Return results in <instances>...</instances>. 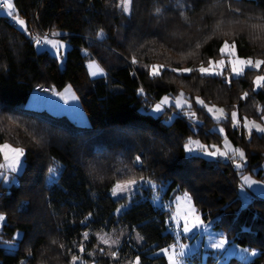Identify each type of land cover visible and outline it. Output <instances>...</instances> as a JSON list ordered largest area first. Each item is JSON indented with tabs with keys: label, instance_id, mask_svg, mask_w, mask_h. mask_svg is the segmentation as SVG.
<instances>
[{
	"label": "trees",
	"instance_id": "obj_1",
	"mask_svg": "<svg viewBox=\"0 0 264 264\" xmlns=\"http://www.w3.org/2000/svg\"><path fill=\"white\" fill-rule=\"evenodd\" d=\"M121 2L13 0L27 33L0 15V144L25 150L17 183L0 185L6 217L0 243L21 232L12 253L0 246V264H131L137 257L140 264H166L152 254L172 240L167 212L138 194L111 197L115 184L141 177L165 184L167 194L186 192L205 222L257 251L249 262L227 264H264V198L240 196L241 170L232 161L186 155L184 147L192 139L221 148L223 137L214 129L221 127L245 151L243 174L264 180V133L249 137L243 127V118L264 127V87L253 91L258 72L245 70L229 85L220 76L170 71L221 58L224 40L237 42L241 58L264 60V0H133L128 14ZM230 3L243 15H231ZM31 34L69 44L62 71L47 52L35 50ZM86 57L102 67L103 77H88ZM152 64L169 70L151 77ZM224 75L231 76L229 69ZM68 84L80 97L86 126L21 106L37 86L59 91ZM181 92L195 116L173 107L149 113L162 97ZM196 97L223 109L224 119L214 121ZM233 111L240 127H233ZM105 237L112 242L104 244Z\"/></svg>",
	"mask_w": 264,
	"mask_h": 264
},
{
	"label": "rangeland",
	"instance_id": "obj_2",
	"mask_svg": "<svg viewBox=\"0 0 264 264\" xmlns=\"http://www.w3.org/2000/svg\"><path fill=\"white\" fill-rule=\"evenodd\" d=\"M122 3H123V0L121 4ZM0 14L7 15L5 10H0ZM20 20L21 19H19L15 15V23H16L17 28L20 31L27 33L25 24L24 25L19 24ZM31 37L34 40L35 50L37 52H42V51L47 52L49 56L55 59L58 69L62 71L64 68V64H65L66 52L70 48L69 44L64 40L47 37L48 39L55 41L57 44H63L64 48L60 50L48 44H42L38 46L35 43V39L39 36H37L36 34H31ZM39 38L43 40L45 36H41ZM82 54L86 55L87 53L86 51H82ZM258 59L262 60L260 58H256L252 60L255 61ZM89 64H95L101 71L98 72L95 76H93L91 74L93 70L89 69L88 67ZM85 67H86L88 77L90 79L101 78L105 75V72L102 69V67L96 61L91 60L87 57L85 59ZM245 70H253L255 72H258L253 77L252 81L255 80L256 76L264 75V65H262L260 69L246 68ZM217 71H220V70L217 69ZM229 71H230V67H229ZM230 75H232L231 71H230ZM253 86L255 88L254 84ZM66 88H70L71 93H66L65 92ZM71 95H74L76 99L73 100L69 98ZM166 96L169 97V103L166 105H163L162 110L160 112L158 113L155 112L154 111L155 105L160 103V101L165 96L162 97L149 110V113L151 115L158 116L166 109L173 107V102L175 101L176 97L170 96V95H166ZM21 106L25 108H29V109L45 110L53 115H63L68 121H71L77 125L86 126L89 124L86 114L82 108L80 97L69 84L59 91L53 90L49 92L40 91L37 87H35V89L31 92L27 101L24 102ZM207 107H210L213 109L212 112H208L207 108L204 107L207 113L212 117L214 121H220L224 119L225 117L224 113L221 114L220 112L216 111V109H220V108L216 106H210V105H207ZM188 108H189V103L187 102V99L185 98L183 107L181 109L174 108V110H175V113H179L180 111H183V114H185L188 117H191V113L188 112ZM217 116H221L222 118L218 120L215 118ZM248 122H249L248 128H245L248 132L249 130L256 131V129L252 126L253 123L262 127L261 124H258L256 122L249 121V120ZM214 129L217 132H219L223 137L222 147L219 149L221 151H228L231 153L232 149H234L235 147H233L232 144L227 140V138L224 135V132L221 133L219 131L221 127H216ZM189 141H192V143L189 144ZM189 141L187 142V144H189V147L193 149L194 151L189 153L185 149L186 155H199V156H203L208 159H214V160L221 159V160H226V161H232L231 159H225L219 156H217L216 158H212L207 155H204L203 149H200L198 147L196 140L190 139ZM4 143H7V142H4ZM199 144L201 143L199 142ZM10 145L14 148H19L12 144ZM215 148H218V147H215ZM215 148H210V150H215ZM0 158H1L0 164L5 163V161L3 160L2 153H0ZM23 166H24V161L22 159V165L18 167V170L15 173L7 169H0V185L4 187H9L12 183L16 184L17 177L22 172ZM262 169L264 170V164L262 166ZM5 174L8 177L7 180L4 179ZM244 176H247L250 181H254L255 183H252L251 186L244 184L243 183ZM240 181H241V187L239 189L240 196L243 195L244 191H247L256 197L264 198V180L257 179L253 174L245 173L241 175ZM125 183H120V184H125ZM153 185H155L154 188L151 187L147 183H141L134 189L128 192L122 193L118 197L113 196L112 191H111V197L116 200L123 195L138 194L142 198H147L154 208L167 212L168 219H167V226H166L165 233L170 234L172 237V240L165 247L169 248L167 255L170 256L173 253L177 254L175 257V259L177 260V264H227L228 261L231 260L232 258L237 259L240 262H249L257 255L256 250H251V249L239 247L238 245H236L233 239L227 236L225 228H215L213 226L212 221L205 222L202 219L201 212L195 207L190 196L188 194H187V197L185 196L186 192L175 190L172 193L167 194L165 184H153ZM196 216L200 218V221L202 222V226L199 228H192V231L190 233L184 234L182 232V227L184 225L185 217H187L190 221H192L193 218ZM171 217H176V219L172 220ZM3 222L4 221H0V231H1V225ZM189 227H191V223L189 224ZM20 237H21V232H16L13 235L12 240L3 241L0 243V246H2L5 249V251H7L8 253H12L15 250L17 246V241L18 239H20ZM221 239L225 241V244L222 248L217 249V248L212 247V244L214 242H218ZM101 240L104 244H110L112 242V239H110V237L101 238ZM180 245L185 246L182 256L179 255ZM253 252H255L256 254L253 255L252 254ZM152 255L164 257L166 264H168L167 256L161 253L160 249L156 250ZM131 264H133V262Z\"/></svg>",
	"mask_w": 264,
	"mask_h": 264
},
{
	"label": "snow or ice",
	"instance_id": "obj_3",
	"mask_svg": "<svg viewBox=\"0 0 264 264\" xmlns=\"http://www.w3.org/2000/svg\"><path fill=\"white\" fill-rule=\"evenodd\" d=\"M233 3H238L239 0H232ZM133 3V0H123V3L121 5H119V7L121 8V10L124 13H130L131 11V5ZM187 7H194V5H189L185 2V8ZM229 8L231 10V15L235 16H242L243 12L239 9V8H231V3L229 4ZM0 10H5L7 15L9 17H13L15 18V13H16V9L14 7V3L13 0H0ZM167 10V9H166ZM159 11V10H158ZM20 25H24L25 21L20 20L19 21ZM53 35H61L60 33H53ZM35 43L36 45H42V44H48V45H52L53 47L62 50L64 48L63 44H57L55 41L48 39L46 36L45 38L42 40L39 37H37L35 39ZM238 45L237 42L235 40H232L231 42L228 40H224L221 45L218 48V52L221 56V59L219 60H213L211 58H209L206 61L207 66H205V64L202 62L201 65L198 68H191V67H173L170 69L171 72L173 73H178V74H190V73H199L200 76L199 78H204L207 76H220L224 78V82L227 84H231V81L233 78L235 77H239L241 75L244 74L245 69L246 68H251V69H260V67L262 65H264V60H255L253 61L250 58H241L238 55V51H237ZM138 61L133 58L132 59V64H137ZM89 69H92L93 71L91 72V74L93 76H95L98 72H100L101 70L95 65V64H89L88 65ZM230 67V71H231V76H225L224 73L229 69ZM217 69H219L220 71H217ZM169 69L166 68L165 65H157V64H152L149 66V75L151 77H160L161 74L165 71H168ZM196 78V77H194ZM253 84L255 85V88L253 89V91L255 92L257 88H262L264 87V75H258L256 76L255 80L253 81ZM43 91H49V89H42ZM141 91H143L141 89ZM66 93H71V89L70 88H66L65 89ZM248 94L245 93V97ZM245 97H241V99H244ZM69 98L75 100L76 97L74 95H71ZM184 93L181 92L179 93V95L176 96L175 101L173 102V107L176 109H181L183 107L184 104ZM147 102V101H145ZM169 103V97L165 96L160 103L155 105L154 111L155 112H160L162 110V106L166 105ZM195 103L202 105L204 107L207 108L208 112H212L213 109L210 107H207V105L205 104V102L203 100H201L199 97L195 98ZM190 107V105H189ZM217 112H220L221 114L224 113L223 109H216ZM192 116H195V112L191 113ZM216 119H221V116H217L215 117ZM231 119L234 122L233 123V127L237 128L240 127V120L238 119V114L236 111H233L231 113ZM260 119L264 120V116H261ZM243 127L244 128H248L249 122L247 120V118H243ZM256 131L260 132V133H264V127H260L259 125H256L253 123L252 125ZM221 133L224 132V129L221 128L219 130ZM251 136V131L249 130V137ZM251 142V140L249 139V143ZM192 143V141H189V144ZM198 144V147L200 149H203V154L207 155L209 157L212 158H216L217 156L225 158V159H231L233 162L234 167L237 170H241V175H243L242 170L244 168L247 167V157L245 154V151L240 149V148H234L232 149L231 153L228 151H221L219 148H215V146H205L203 144H199V142H196ZM189 144H185L184 147L186 149V151H188L189 153L193 152L194 150L191 149L189 147ZM210 148H215V150H210ZM0 153H2L3 156V160L5 161V163L0 164V169H7L10 170L11 172L15 173L18 170V167L22 165V159L25 156V150L23 148H14L12 147L10 144L8 143H4V144H0ZM136 162L137 164L141 163V156H137L136 157ZM53 170L50 169V173ZM4 179L7 180L8 177L5 174L4 175ZM141 183H147L149 184L151 187H155V185L151 184L150 181H146L143 177L140 178V180H136V179H130L128 180L125 184H120L117 183L115 184L114 188L112 189V195L113 196H120L122 193L128 192L132 189H134L135 187H137L139 184ZM243 183L251 186L252 183H255L254 181H250L249 178L247 176L243 177ZM185 196L187 197V193H185ZM6 217L3 214H0V221H5ZM172 220H175L176 217H171ZM191 223V227H189V224ZM202 226V222L200 221V218L198 216L194 217L192 221H190L187 217H185V221H184V225L182 227V232L184 234H188L192 231V228H199ZM87 233L85 234V236L87 237ZM225 244V241L223 239L219 240L218 242H214L212 244V247L214 248H222ZM184 245H180V253L179 255L182 256L183 255V250H184ZM81 252L84 251L83 246L81 247ZM169 251L168 247H163L160 248V252L163 253L165 256H167V260H168V264H177V260L175 259L176 257V253H173L172 255H167ZM253 255H255L256 253L253 252ZM112 256L115 257L116 253L113 252ZM78 257L77 256H73L72 260L73 262L77 261ZM133 264H140V260L139 257H137V259L133 262Z\"/></svg>",
	"mask_w": 264,
	"mask_h": 264
},
{
	"label": "built area",
	"instance_id": "obj_4",
	"mask_svg": "<svg viewBox=\"0 0 264 264\" xmlns=\"http://www.w3.org/2000/svg\"><path fill=\"white\" fill-rule=\"evenodd\" d=\"M37 88L40 91H43L42 89H49V91H53L54 90V88L52 86H37ZM49 91H43V92H49ZM242 196H243L242 198H244V199H249L251 197L250 193L247 192V191H244Z\"/></svg>",
	"mask_w": 264,
	"mask_h": 264
},
{
	"label": "crops",
	"instance_id": "obj_5",
	"mask_svg": "<svg viewBox=\"0 0 264 264\" xmlns=\"http://www.w3.org/2000/svg\"><path fill=\"white\" fill-rule=\"evenodd\" d=\"M0 15L6 16V17H8L9 19H12L15 22V18H13V17H9V16H7L5 14H0Z\"/></svg>",
	"mask_w": 264,
	"mask_h": 264
}]
</instances>
